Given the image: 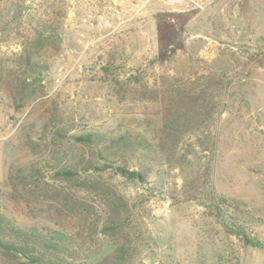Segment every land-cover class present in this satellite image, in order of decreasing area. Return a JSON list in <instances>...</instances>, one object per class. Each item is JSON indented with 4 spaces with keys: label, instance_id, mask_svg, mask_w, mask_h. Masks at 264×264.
<instances>
[{
    "label": "rangeland",
    "instance_id": "rangeland-1",
    "mask_svg": "<svg viewBox=\"0 0 264 264\" xmlns=\"http://www.w3.org/2000/svg\"><path fill=\"white\" fill-rule=\"evenodd\" d=\"M0 203L87 264H264V0H0Z\"/></svg>",
    "mask_w": 264,
    "mask_h": 264
},
{
    "label": "trees",
    "instance_id": "trees-1",
    "mask_svg": "<svg viewBox=\"0 0 264 264\" xmlns=\"http://www.w3.org/2000/svg\"><path fill=\"white\" fill-rule=\"evenodd\" d=\"M30 67L35 65L29 63ZM179 92L181 91H177L176 95H180ZM185 99L182 96L174 100L177 104L176 110L168 111H174L173 113L176 114L164 126L167 139L176 137L180 128L185 127L186 111L192 114L197 110L196 97L190 102ZM179 109L184 111L179 112ZM79 141H82V138ZM118 170L123 173V169L118 168ZM110 222L109 219L108 223ZM132 250L130 245H121L111 255L95 264H130ZM9 259L22 264H87L83 262L71 235L37 225H22L0 203V264H10Z\"/></svg>",
    "mask_w": 264,
    "mask_h": 264
}]
</instances>
